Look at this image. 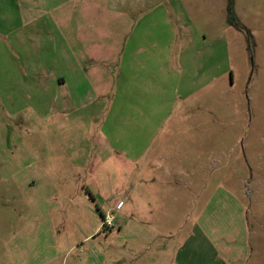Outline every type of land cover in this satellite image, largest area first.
Here are the masks:
<instances>
[{
  "label": "rangeland",
  "instance_id": "374dc122",
  "mask_svg": "<svg viewBox=\"0 0 264 264\" xmlns=\"http://www.w3.org/2000/svg\"><path fill=\"white\" fill-rule=\"evenodd\" d=\"M16 6L9 39L28 44L0 58V264H264V0ZM117 51L138 106L84 96L114 91L84 57Z\"/></svg>",
  "mask_w": 264,
  "mask_h": 264
},
{
  "label": "crops",
  "instance_id": "0c3cea01",
  "mask_svg": "<svg viewBox=\"0 0 264 264\" xmlns=\"http://www.w3.org/2000/svg\"><path fill=\"white\" fill-rule=\"evenodd\" d=\"M17 0H0V36L7 38V42L10 41V47L7 46V44L5 42L2 43V40H0V45L3 48V52L4 55L2 56L0 54V58L1 57H5V53H7L8 58H14V57H18L21 56V52L18 50V48L14 47L16 45V43L18 42H23L25 45L26 39H19L16 40V43H13L12 39H9L10 35H12V38L14 36H16L18 33H21V31H23V25L17 26V21L21 20L22 15L21 12L19 11V9L17 8ZM27 12V11H26ZM140 29H141V25L140 22L138 20L137 24L134 25V29L132 30V34L130 35L133 41V44L135 45V48H139V43H138V38H139V34H140ZM136 32V34L134 35V33ZM4 41V40H3ZM28 44V43H27ZM88 48H92L91 46L86 45ZM95 48V51L97 49V47H99L100 50H102L101 46H97L94 45L93 46ZM94 53V52H92ZM100 55H91L88 57H84V59H86V64L89 66L90 65V70L89 73H86V75L89 76L90 73L92 74H100L101 75V79L103 80V76L106 80L110 81L112 83V89H114V91H110V85L107 84L106 87V83H101L99 86V89L101 91V93L96 89V88H92L91 86L84 88V96H86V93H91L92 91H95V93L97 94V92L99 94H97L99 97H105L104 99H101V103L104 106L107 105H125L122 108L126 107V108H130L133 107V105L138 106L137 104L140 103V99L139 98H135L137 97L136 93H137V89H135V87L138 86V83L136 82L133 86H130V84L126 83V79L127 77H125L124 74V69L125 67L123 66L124 62H125V58H123V56H121L120 52H116L113 60L111 63L109 64H115V68L112 71L109 67H108V60H110L109 57L105 55H103L101 52H99ZM133 59V56L131 55L130 58H126V60L128 61L129 64H131ZM108 61V62H107ZM117 64H120V67L117 66ZM66 79L64 77H61L60 75L57 77V82L60 85H63L65 83ZM138 81V80H137ZM105 82V81H104ZM122 82L121 86L120 83ZM105 87V89H104ZM134 91L135 94H129V91ZM110 91V93H109ZM114 93V99L111 96V94ZM135 98V99H133ZM135 101V104H134ZM133 104V105H132ZM105 215V214H104ZM103 228V227H102Z\"/></svg>",
  "mask_w": 264,
  "mask_h": 264
},
{
  "label": "built area",
  "instance_id": "2783aa9c",
  "mask_svg": "<svg viewBox=\"0 0 264 264\" xmlns=\"http://www.w3.org/2000/svg\"><path fill=\"white\" fill-rule=\"evenodd\" d=\"M121 206L122 205L120 203L118 207L121 208ZM113 221H114V216L107 215V217L105 218V221H104V225L107 227H112Z\"/></svg>",
  "mask_w": 264,
  "mask_h": 264
},
{
  "label": "trees",
  "instance_id": "16d2710c",
  "mask_svg": "<svg viewBox=\"0 0 264 264\" xmlns=\"http://www.w3.org/2000/svg\"><path fill=\"white\" fill-rule=\"evenodd\" d=\"M229 1H230V0H229ZM230 9H231V7L229 6V8H228V11H229V12H230ZM233 19H234V18H233ZM101 216H102L103 221H105V217H106V216H105L103 213L101 214ZM103 223H104V222H103ZM106 228H107V226L104 225L103 228H102V230H105Z\"/></svg>",
  "mask_w": 264,
  "mask_h": 264
}]
</instances>
